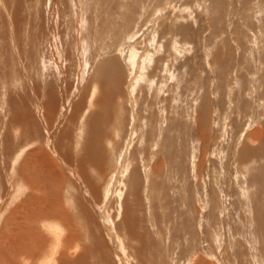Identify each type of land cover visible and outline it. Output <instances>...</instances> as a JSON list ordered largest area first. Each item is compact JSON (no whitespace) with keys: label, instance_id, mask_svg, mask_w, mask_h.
Returning <instances> with one entry per match:
<instances>
[{"label":"rangeland","instance_id":"1","mask_svg":"<svg viewBox=\"0 0 264 264\" xmlns=\"http://www.w3.org/2000/svg\"><path fill=\"white\" fill-rule=\"evenodd\" d=\"M99 112L108 165L104 178L88 169L94 195L62 154L81 164ZM39 151L66 181L23 172ZM134 167L138 207L125 184ZM55 196L68 222L50 260L58 218L30 208ZM132 206L143 216L133 239ZM34 225L44 247L34 238L20 264H102L96 241L107 264H139L142 232L143 264H264V0H0V244Z\"/></svg>","mask_w":264,"mask_h":264},{"label":"bare ground","instance_id":"2","mask_svg":"<svg viewBox=\"0 0 264 264\" xmlns=\"http://www.w3.org/2000/svg\"><path fill=\"white\" fill-rule=\"evenodd\" d=\"M134 59H135V54H132V55H129V57H128V61H129V63L130 64H134ZM108 100H105V101H102V99L101 100H99L98 101V103H99V106L100 105H104L105 103H107L108 105H106V107L107 106H109L110 104H111V102H112V97L111 96H109L108 98H107ZM108 108V107H107ZM100 113V114H99ZM99 113H96V114H94L93 115V118L91 119V121L89 122V123H87V133H85L86 134V141H85V148L83 147V151H82V158L80 159V160H78L81 164L80 165H78V162H77V165H75L76 164V161H75V159H74V161H70V159H69V157L67 156V155H64V154H62V158H63V160H64V162H65V164L66 165H69V166H71V167H69V168H72L73 169V171H75L76 173H78V175H80L81 177H82V180L84 181V183L85 184H87L88 185V187H90V191L92 192V193H94V195H96V192H97V190H96V183L94 184V182H93V180H92V178H94L93 176H90L89 175V172H88V169H94L95 170V172H96V178L98 177H100V176H102L103 178L104 177H106V168H107V165H108V162H107V160H106V150H105V147H104V140H105V135H104V132H103V130H102V127L104 128V120L102 119L103 118V115H102V117L100 116L101 114H105V113H103V112H99ZM79 114V113H78ZM76 115V114H75ZM112 116V115H111ZM106 119H107V117H106ZM108 120H111L112 122H113V124L116 126H118L121 122H119V120L117 119V118H108ZM108 120H106L105 122H107ZM202 120V119H201ZM202 122V121H201ZM200 122V123H201ZM122 124V123H121ZM105 129V128H104ZM65 139H70V137L68 136V137H66ZM60 146V145H59ZM136 150V151H135ZM135 150H133V152H139L138 151V148L137 149H135ZM247 150V149H246ZM244 151V150H243ZM248 151V150H247ZM133 152H132V154H133ZM248 153H250V152H248ZM38 154L39 155H41V158L40 159H29L31 162H33L34 160L36 161L33 165H31L32 167H33V169L31 168V167H26L25 166V169H26V171H23L24 173H26L27 171H29L30 169V171H31V173H35L34 174V176H35V180H38V177L39 176H45V179L44 180H46V178L49 180L50 179V181L52 182V180H56L54 177H56L57 178V183H59L60 184V181L62 180L63 181V179L66 181L67 179H65L64 178V173L62 174V169H60L59 167H58V165H57V163L55 162V160L53 159V158H46L45 157V154H44V151H39L38 152ZM37 154V155H38ZM244 154V153H243ZM247 153H245L244 154V156H248L249 154H247ZM259 155V154H258ZM260 156V155H259ZM30 162V163H31ZM38 162V163H37ZM135 162H136V160H135ZM27 163H28V159H27ZM40 164V165H39ZM46 165H47V167H46ZM79 167L78 169H77V167ZM54 167V168H53ZM135 168V167H134ZM25 169H23V170H25ZM56 169H58V174L59 175H57V173H56ZM64 171V170H63ZM93 171V170H92ZM50 172V173H49ZM27 174V173H26ZM100 176H99V175ZM132 174V175H131ZM131 174H129V177H128V179H127V181H126V188L128 189V191H127V193L129 192V193H132V194H130V195H132V197H133V201H132V203L134 204V207L135 206H140L139 205V203H138V198H139V195H140V193H141V189L139 188V186H140V172H139V169L138 168H135L132 172H131ZM130 175H131V177H130ZM66 176V175H65ZM63 177V179H61ZM102 178V179H103ZM101 179V178H100ZM23 180V179H22ZM34 180V179H33ZM256 182V181H255ZM30 183H32V181H30ZM47 186V185H46ZM52 186V185H51ZM34 187H39V185H38V183H36L35 182V184H34ZM88 187H86V188H88ZM34 189V188H33ZM33 189H31L32 191H34ZM39 190V189H38ZM89 190V189H88ZM40 191V190H39ZM38 191V192H39ZM47 194H48V192H47ZM32 195V194H31ZM44 195H46L45 193H44ZM55 195H57V194H55ZM59 195V197L61 196L60 195V193L58 194ZM93 195V196H94ZM130 195L129 194H127V196L126 197H128V198H130ZM47 196H49V195H47ZM51 196V195H50ZM92 196V195H91ZM55 197H58V196H55ZM59 197H58V199H59ZM31 197L30 196H28L27 197V199H30ZM51 198V197H50ZM33 199V198H32ZM47 199V198H46ZM75 199V198H74ZM79 199V198H78ZM45 200V199H44ZM77 200V199H76ZM126 200V199H125ZM48 201V200H47ZM47 201H45V202H43V201H41V203L44 205ZM54 201V200H53ZM52 200H51V202H53ZM126 201H128V199L126 200ZM56 202V203H55ZM54 203V205H49V208L47 207L46 208V206L44 207V206H39L38 205V207L35 205L33 208H30V209H34L35 211H36V213L37 212H46L48 215H50L51 217H52V219H54V218H58V220L57 221H54L53 222V224L54 225H51L52 223L50 222V224L48 225V227H49V233H50V236L51 237H53V240H54V243H53V245H52V249H51V253H50V255H47V257L49 256V259L51 260V258L53 257V252H57V249H58V247H59V245H60V240H61V238L63 237V230H65V229H63L62 228V226L64 225L65 226V224H63V223H67L68 221H66L65 220V216H63V215H67L66 214V212H64L63 210H65V208L63 207V205H61V202H60V199H59V201H55ZM84 203V202H83ZM129 203V202H128ZM49 204V203H48ZM85 205H86V203H84ZM79 205V204H78ZM77 205V206H78ZM21 207L19 208V211H18V213H21V210H22V212H24L23 214H25V216H27L28 218H30V216H31V211H30V209H27V207L25 206V203L23 202L21 205H20ZM72 206V205H71ZM77 206H75V207H77ZM26 207V208H25ZM75 207H73L74 209H77L78 208V210H81V208L79 209V207H81L80 205H79V207H77V208H75ZM87 207V206H86ZM134 207L132 206L131 207V209H129L130 207H128V211H129V216L132 218V219H130V218H126L125 219V226L127 225V230H128V233H129V236H130V234L131 235H136V232L134 231V229H133V225H134V228L135 227H142V229H143V216L139 219V220H137L138 219V217H139V215H137L136 214V212L133 214V212H134ZM38 208H40V209H38ZM86 210H88L87 208H85ZM138 209V208H137ZM72 210V209H71ZM85 210V211H86ZM135 210H136V208H135ZM140 210V209H139ZM33 212V211H32ZM79 212V211H78ZM88 212V211H87ZM90 212V211H89ZM72 213V212H71ZM91 213V212H90ZM130 213H132V215L130 214ZM34 214V213H33ZM32 214V215H33ZM79 214V213H78ZM73 214H71V216H72ZM80 216L78 217L79 218V220H83V214H79ZM90 215V214H89ZM91 215H93L92 213H91ZM90 215V216H91ZM46 217V216H45ZM45 217H42V219H44ZM35 218V217H34ZM48 218V217H47ZM84 221H85V225L84 226H86V227H89L90 229H93L95 226V224L93 225L92 223H90L89 222V220H91V217H89V216H87V213H86V215L84 216ZM93 218H94V216H93ZM35 219H38V218H35ZM72 219H73V217H71V221H72ZM66 221V222H65ZM94 221H95V219L94 220H91V222H93L94 223ZM35 222V220H33V223ZM75 222L77 223V221L75 220ZM83 222V221H82ZM96 223V222H95ZM97 223H99V222H97ZM79 224V223H78ZM77 224V225H78ZM133 224V225H132ZM45 225V224H44ZM12 226V225H11ZM28 226V225H27ZM63 226V227H64ZM84 226H82V229L83 228H85ZM96 226H97V224H96ZM99 226V225H98ZM124 226V227H125ZM21 227V226H20ZM6 228V227H5ZM86 229L85 228V230H90V229ZM96 228V227H95ZM126 228V227H125ZM10 229V228H9ZM32 231H31V230ZM30 229H28L29 231H31V234L30 235H27L28 237H22V236H20V234H21V232L19 233V235L17 234V235H14V239H13V237H9L8 238V242H7V238H6V236L8 235H6L5 236V238H3L2 237V241L3 240H5L6 242H2L0 245H3V244H7V246L9 247L7 250L5 249L3 252H0V256H2V254L4 255L5 254V258H8V260L6 259V260H4V262H2L1 261V258L2 257H0V264H20L19 262V257H22V253H24L25 254V256L26 257H24V259L23 260H29V258H30V255H34L35 254V251H33L32 249H31V252H29L30 251V247H32V244L33 243H38V244H42V247H44L43 246V240L44 239H42L44 236L40 233V232H35L36 230H38V228L34 225V227H30ZM33 229H34V231H33ZM63 229V230H62ZM79 229V228H78ZM82 229H80V230H82ZM98 229V228H97ZM100 230H102L101 228H99ZM67 230V229H66ZM124 230H126V229H124ZM5 231H7V230H5ZM15 231V230H14ZM83 231V230H82ZM87 231H85V232H87ZM91 231V230H90ZM90 231L89 232H87V233H90ZM93 231V230H92ZM99 231V230H98ZM98 231H96L95 230V233L94 234H96V232H98ZM36 234H34V233ZM94 232V231H93ZM103 232V231H102ZM13 233V232H12ZM15 233V232H14ZM66 233V232H65ZM81 233V232H80ZM137 233H139V231L137 232ZM63 234V235H62ZM91 234V233H90ZM93 234V233H92ZM33 235V236H32ZM98 235H100L99 234V232H98ZM97 234L95 235V236H98ZM30 236V237H29ZM32 236V237H31ZM81 236H82V233H81ZM100 236H102V235H100ZM128 236V238H132L133 236H130L129 237ZM137 236H139V238H140V241H142V245H143V232L142 233H140L139 235H137ZM91 236L89 235V237L88 238H90ZM22 238H24L25 240H23V241H20V239H22ZM34 238H36V241L35 242H33L34 241ZM97 238H100L99 236L97 237ZM134 238V237H133ZM132 238V239H133ZM79 239H81V238H79ZM78 239V240H79ZM91 239V238H90ZM135 239H138V238H135ZM70 240L71 241H69V243L71 244V245H73V243L74 244H76V247H79V243L76 241V238H75V236H74V239L72 238H70ZM92 240V239H91ZM101 240H103V239H101ZM152 240V239H151ZM82 241V240H81ZM83 242V241H82ZM82 242H80V243H82ZM92 242V241H91ZM100 242V241H99ZM99 242H94L93 244L94 245H92V243H91V247H93L92 248V250H90L89 251V253H90V255H91V257H95L96 255H97V257L99 256V258L101 259V261L100 262H102V264H107V262H110L109 260H111V259H109L108 260V258L105 256L106 254H105V247H106V245H105V247L104 246H102ZM152 242V241H151ZM78 243V244H77ZM130 243H131V241H130ZM38 244H36V246L38 245ZM64 244V243H63ZM66 244H67V242H66ZM89 244V243H88ZM46 245V244H45ZM82 246H83V243L81 244ZM142 245H140L141 246V249H139L138 250V252L139 253H137L138 254V257L141 259V260H139V262H137V263H139V264H143V246ZM156 245V244H155ZM39 246V245H38ZM65 246V245H64ZM67 246H70V245H68L67 244ZM84 246H88V245H84ZM151 246V245H150ZM41 247V246H40ZM39 247V248H40ZM82 248H84V247H82ZM90 248V247H89ZM154 248V247H153ZM28 249H29V251H28ZM62 249H64V248H62ZM84 249H86V250H88V248H84ZM91 249V248H90ZM96 249V250H95ZM108 249H109V246H108ZM138 249V248H137ZM136 249V250H137ZM3 250V249H2ZM85 250V251H86ZM127 250V249H126ZM154 250V249H153ZM33 251V252H32ZM41 251V250H40ZM40 251H39V253H40ZM68 251V250H67ZM93 251V252H92ZM61 252H63V251H61ZM152 252V251H151ZM48 253V252H47ZM41 254V253H40ZM44 254H46V253H44ZM108 254H109V252H108ZM43 255V254H42ZM56 255V254H55ZM73 255V254H72ZM40 257V256H39ZM108 257H110V256H108ZM137 257V258H138ZM96 258V257H95ZM2 259H4V258H2ZM14 259V260H13ZM50 260H46L45 261V263L44 264H52V263H50L49 261ZM91 260H92V258H91ZM90 260V257L88 256V254H82L78 259H76V260H69V261H66V262H62V264H91V261ZM96 260V259H95ZM108 260V261H107ZM150 261V260H149ZM37 262V261H36ZM154 262V261H153ZM115 263V262H114ZM22 264H23V262H22ZM94 264H96L95 262H94ZM154 264V263H153ZM204 264H206V263H204Z\"/></svg>","mask_w":264,"mask_h":264}]
</instances>
